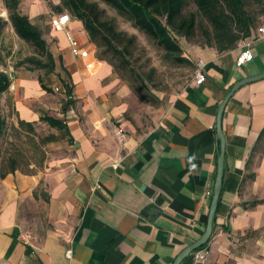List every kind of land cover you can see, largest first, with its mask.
Masks as SVG:
<instances>
[{"label":"crops","instance_id":"0c3cea01","mask_svg":"<svg viewBox=\"0 0 264 264\" xmlns=\"http://www.w3.org/2000/svg\"><path fill=\"white\" fill-rule=\"evenodd\" d=\"M45 12L39 0L29 7L30 18ZM30 21L48 27L44 38L72 92L66 97L58 75L41 77L43 90L37 75L11 72L15 123L58 110L55 118L65 122L71 141L62 136L63 151L48 155L41 168L0 179V264H173L206 227L218 106L235 82L264 72V41L254 40L253 30L231 50L196 51L205 82L193 78L139 120L129 114V87L96 57L80 21L71 18L65 30L88 51L84 58L71 55L64 32L53 31L49 20ZM242 50L252 59L237 66ZM55 88L64 100L51 105L47 96ZM222 131L223 182L212 233L181 264H264V79L234 92ZM24 202L42 205L47 228L39 235L23 229Z\"/></svg>","mask_w":264,"mask_h":264},{"label":"rangeland","instance_id":"374dc122","mask_svg":"<svg viewBox=\"0 0 264 264\" xmlns=\"http://www.w3.org/2000/svg\"><path fill=\"white\" fill-rule=\"evenodd\" d=\"M5 0H0V18L6 21L2 29L0 37V70L8 74L16 70H25L33 73L40 78L47 80L45 70L29 71L27 68H33V65L26 62L25 59L34 55L35 50L27 42L23 41L13 32L9 22V12L4 5ZM34 0H18V11L22 15H26L30 20H48L49 10L56 11V6H62L63 10L68 12L61 0L55 5L51 0H39L45 6L46 12L42 15H37L33 18L29 17V7ZM95 3L97 8L102 11L101 21L107 22L108 26H112L116 32H121L123 36L118 44L120 49H125L126 59L128 64L122 63L121 60L114 56L111 52L106 53L102 57L110 61L114 67V72L120 78L122 83L127 85L130 90L129 114L136 119H148L149 116L157 112L165 103L173 99L191 80L194 78L196 71V51L216 47L213 45L211 35L209 33V25L206 20H197V28L193 36L189 39L178 36V42L182 48L183 56L190 60L191 64H176L165 58V52L162 48L156 46L151 39L145 34L134 28L130 22L120 17L113 9L100 0H87ZM196 8L193 4H189L186 12H195ZM260 17V16H259ZM262 22L259 19L256 22L258 26ZM47 26L43 27V32L46 34ZM132 42H128V40ZM96 57L104 52L105 47H95ZM23 62L21 66L19 63ZM60 74L65 81L69 83L67 73L56 66L55 72L49 74L54 80H57L55 75ZM136 75L140 76L138 79ZM50 84V81L48 80ZM63 95V96H62ZM50 102L54 105L56 102L64 100V93L48 92ZM1 115L5 118V132L0 138V170L6 169L7 157L21 152V156L17 157L18 171L27 173L30 171L31 165L36 168H41L43 162L48 155L57 156L63 149L58 148L61 143L62 135L60 132L49 128L44 122H35V136H28L25 132L17 134L14 130L15 117L13 116V106L11 95L3 93L0 98ZM58 110L55 112H43L55 117ZM54 134L56 140L54 144L49 143L42 146L44 156L41 160V154H34V144L40 139ZM32 139V140H31ZM34 140V141H33ZM60 142H57V141ZM35 142V143H34ZM57 147V148H56ZM35 171L33 168L32 172ZM43 208L41 204L36 202H24L20 206V217L23 219V229L27 234L31 231L36 234H41L47 225L44 220Z\"/></svg>","mask_w":264,"mask_h":264},{"label":"trees","instance_id":"16d2710c","mask_svg":"<svg viewBox=\"0 0 264 264\" xmlns=\"http://www.w3.org/2000/svg\"><path fill=\"white\" fill-rule=\"evenodd\" d=\"M102 3L113 9L120 17L145 34L152 42L162 48L165 58L176 64H191L190 60L183 56L182 48L178 42V36L189 39L193 36L197 26V20H206L209 25L211 40L217 51L224 52L231 50L241 41L250 36L257 28L256 22L264 20V0H100ZM62 6H56L59 13L66 12L74 20L80 21L83 30L86 32L89 42L95 47H105L104 52L97 56L98 59L106 60L102 56L111 52L118 57L122 63L128 64L124 50L118 47L123 34L116 32L107 22L101 21V10L95 3L87 0H61ZM189 4L196 8L195 12H186ZM5 8L9 12V22L17 37L30 44L35 50L34 55L25 59L33 65L27 68L29 71L45 70V74H53L56 64L48 44L44 38V32L40 26L31 23L26 15H22L17 7L18 0H5ZM260 16V17H259ZM263 23V22H262ZM6 21L0 18V37ZM261 24V23H260ZM259 24V25H260ZM132 42V40H128ZM23 62L19 63L21 66ZM113 66V65H112ZM114 68V67H113ZM65 89L66 97L71 96L72 88L67 81L57 74ZM138 79L140 76L136 75ZM10 74L0 70V98L10 86ZM142 80V79H141ZM38 81L43 90L47 88L42 84L41 78ZM143 81V80H142ZM67 105L71 100H66ZM67 107V106H66ZM65 109L63 108V111ZM15 115V111L13 109ZM40 122H44L49 128L69 137V130L65 122L48 114H41ZM14 130L17 134L25 132L28 136H35V122L16 120ZM6 121L1 115L0 107V138L5 132ZM32 140V139H31ZM56 140L54 134L40 139L34 144V154L44 156L42 146ZM34 141V140H33ZM21 152L8 156L6 169L0 170V179L7 174L18 171L17 157ZM32 172L33 169L29 167ZM202 248V247H201ZM200 248V249H201ZM199 250V249H198Z\"/></svg>","mask_w":264,"mask_h":264},{"label":"water","instance_id":"95a60500","mask_svg":"<svg viewBox=\"0 0 264 264\" xmlns=\"http://www.w3.org/2000/svg\"><path fill=\"white\" fill-rule=\"evenodd\" d=\"M264 79V72L243 78L233 84L229 92L225 95L222 102L218 106L217 109V115H216V122H215V129H216V136H217V145H218V154H217V170H216V177H215V183L211 198V203L209 207V212L207 216V222L206 227L199 239L194 241L192 244L187 246L185 249H183L176 259L174 260L173 264H181L186 258H188L192 253L198 249H200L202 246H204L212 233L213 229V221L215 217V213L218 206V201L222 189V182H223V163H224V153H225V138L222 131V116L224 108L230 99V97L234 94L236 90H238L240 87Z\"/></svg>","mask_w":264,"mask_h":264},{"label":"built area","instance_id":"2783aa9c","mask_svg":"<svg viewBox=\"0 0 264 264\" xmlns=\"http://www.w3.org/2000/svg\"><path fill=\"white\" fill-rule=\"evenodd\" d=\"M48 20L51 29L55 32H64L66 40L69 45L70 53L73 57L84 58L87 57L88 51L80 45V43L68 32L65 30L69 24L71 17L66 13H57L53 10L48 11ZM254 40H263L264 41V22L257 26L255 29ZM252 59V54L249 50H242L236 58L237 66L244 64L245 62ZM204 63L202 61L196 62V71L194 74V83L196 85H201L205 82V74L203 73ZM59 89L55 88L54 91L57 92ZM118 136L123 135V130L119 128L116 132ZM67 258H70L72 255L71 248H68L65 252ZM198 258H203L202 255Z\"/></svg>","mask_w":264,"mask_h":264}]
</instances>
